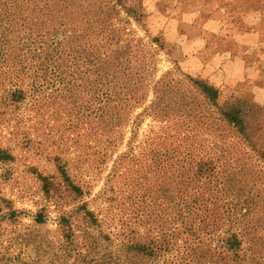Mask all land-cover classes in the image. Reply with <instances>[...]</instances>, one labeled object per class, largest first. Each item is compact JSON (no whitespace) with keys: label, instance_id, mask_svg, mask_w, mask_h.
Returning a JSON list of instances; mask_svg holds the SVG:
<instances>
[{"label":"trees","instance_id":"1","mask_svg":"<svg viewBox=\"0 0 264 264\" xmlns=\"http://www.w3.org/2000/svg\"><path fill=\"white\" fill-rule=\"evenodd\" d=\"M138 4L137 0H0V118L26 102L25 107L42 113L47 111L43 107L61 99L70 110L69 130L85 126L91 156L101 159L102 165L112 162L106 188L111 179L124 176L129 163L142 165L145 179L153 174L152 205L142 197L139 213L132 216L135 223L155 224L153 232L158 230L160 237L148 230L141 242L135 240L141 233L130 228L115 237L89 209L92 187L77 180L89 158H57L62 182L41 176L43 190L48 199L69 194L77 206L67 212L55 200L60 247L39 264H67L72 256L75 264H264V193L243 169L231 170L232 166L203 156L194 141L184 143L195 140L191 125L198 115L183 97L180 80H167L170 73L154 80L156 70L147 68L138 42L125 39V30L117 24L118 7L139 21L143 15ZM238 14L230 13L236 24ZM247 18L251 24L255 21ZM255 33L252 27L243 32ZM218 73L223 75L218 68L211 78ZM184 77L242 140L260 130L262 113L248 99L231 103L210 82ZM149 119L165 126L136 156L140 129ZM25 120L18 119L17 127ZM128 128L127 149L116 155V144L123 145ZM257 152L264 161V144ZM9 159L12 156L0 149V161ZM74 164L75 176L69 168ZM15 215L19 214L10 217ZM33 219L45 227L51 214L42 209ZM78 221L82 231L75 227ZM50 247L48 251L55 249Z\"/></svg>","mask_w":264,"mask_h":264},{"label":"rangeland","instance_id":"2","mask_svg":"<svg viewBox=\"0 0 264 264\" xmlns=\"http://www.w3.org/2000/svg\"><path fill=\"white\" fill-rule=\"evenodd\" d=\"M137 1H139L138 7H140L143 17L139 21H135L127 14V11L118 7L120 16L117 24L121 30H125L123 32L126 34L125 39L133 38V42H138L147 68L151 71L156 70L152 76L154 80H159L168 73L171 75H167V80H180L183 97L191 111L198 115L197 120L193 121L191 125L195 128L191 134L195 136V140L184 142L182 139L183 142H196L194 145L203 156L217 161L218 164L232 166L231 170L233 167L243 169L249 177L253 178L252 181L256 180L255 184L259 191L264 193V161L260 159L257 152V148L264 144V17L261 16L263 10L258 13L259 9H263L264 2L259 3L258 0H253L250 3L249 0H238L230 6H226L220 0H191L190 2L189 0H179V2L176 0L177 7L174 11H169L170 5L166 6L169 0L161 2L155 0ZM190 4L192 9L198 12L202 11L204 15L214 9H216L215 16L218 14V9L239 13L237 24L235 18L228 14L229 17H233L234 25L230 30L225 31L218 40L214 39L212 44L217 45L218 41L219 46H217L220 51L225 50L222 46L223 41L242 42L246 45L247 50H240L235 55V63L228 67V71L233 72L237 77L243 70L241 79L229 82L230 77L221 65H218L216 69H221L223 75L218 73L217 76H214L215 78L211 77L216 69L212 73L211 71L195 73L187 70L184 59L192 53L193 49L186 43L185 38L187 37L188 42L195 44L196 39L200 36L198 24L204 18L201 16L198 19L195 18L193 25L190 27L185 25L181 33L180 22L172 20L171 15H184V9ZM253 10L256 13L250 15ZM191 13L194 14V12ZM248 16L255 19L252 24L247 18ZM249 27L255 29L256 33L244 35L243 32ZM156 39L160 41V44L154 42ZM124 44L125 42L121 45ZM161 44L164 46L163 50L160 49ZM224 45L226 46V44ZM244 55L246 58L243 61ZM223 58L224 56L221 54L219 62H222ZM183 75H189L196 81L210 82V85L221 90L223 100H228L231 103L248 99L255 109L257 108V111L262 113V117L258 121L261 123L260 130L254 129L249 140L244 138L242 140L235 128L223 121L220 113L208 104L199 89L194 90L193 84ZM152 99L153 95L150 94L148 104ZM54 102L53 105L43 107L47 111L42 113H39V108L32 111L28 109L30 105L25 107L26 104H29L26 102L20 104L18 110L15 106L11 107L0 118V149L6 150L12 156V159L8 161H0V264H39L44 255L52 254L53 251L56 253L60 247L61 241H57L60 234L57 232L58 228L55 222L59 212L56 210L55 200L67 212L75 208L77 202L72 201L69 194L66 196L63 193L52 196L51 199L46 197L40 180L41 176L51 178L56 184L62 182L57 158L60 160L76 159L78 156L83 160L89 158L88 162L82 166V172L77 180L82 178L85 184L90 183L92 195L87 198L89 209L96 212L107 223L108 232L117 237L127 231L136 230L141 233L142 237L135 240L141 242L145 241L143 237L148 230L151 231L150 235L160 237L159 234L157 235L158 230L153 232L154 229H157L155 224L135 223L136 220L132 216L134 213H139V205H143L144 200H146V205L149 206L150 203L152 205L151 193L154 185L151 176L153 174L145 179L141 176L143 166L129 163L127 169L123 170L127 173H124V176L119 175L120 178L118 176L111 179V184L106 188V178L111 170L112 162L102 165L101 159L91 156L93 151L87 147L89 143L86 138V127L81 125V129L77 132L69 130L66 124L70 113L69 108L66 109L61 99H54ZM20 118H26V120L17 127ZM70 119H74V117L72 116ZM164 126L165 123L155 122L152 119L143 124L135 146L136 156L150 146L152 138L157 134H162L161 129ZM130 137L131 133L128 128L125 131L123 145L116 144L118 147L116 155L126 151ZM78 141L80 143H77ZM76 165L74 164L73 167L69 165L74 176L78 174ZM140 179L141 182H139ZM62 188L63 186L60 187V189ZM60 196H63L62 201L59 200ZM42 209H47L51 214V220L45 227L37 226L33 219V216ZM14 212L19 215L11 218L10 215ZM78 226H81V221H78L75 227L82 231ZM85 242L82 241V244ZM51 244L55 249L48 251ZM40 247L45 248L40 251ZM79 250L85 254L83 248ZM99 251L102 253V249ZM75 262L76 258L72 256L68 258L67 264H75Z\"/></svg>","mask_w":264,"mask_h":264},{"label":"crops","instance_id":"3","mask_svg":"<svg viewBox=\"0 0 264 264\" xmlns=\"http://www.w3.org/2000/svg\"><path fill=\"white\" fill-rule=\"evenodd\" d=\"M155 1H164V0H155ZM191 0H189L190 2ZM238 0H220V2L226 6H230V4H234ZM250 3H252L253 0H249ZM259 3H263L264 0H258ZM179 2V0L177 1ZM169 6V11H174L175 7H177L176 0H169L168 3H166ZM264 4V3H263ZM167 9V7H166ZM256 10V9H255ZM253 10L251 13H256V11ZM260 11L258 13H261L263 10L264 17V6L263 9H259ZM185 13L184 15H175L172 16V20H178L181 25V33L182 28L187 25L191 26L193 25V22L198 17L201 16V18H204V20L198 24L199 28V37L196 39L195 44H192L188 42L187 37L185 38V41L188 45H190L193 49L192 53L188 54V57L184 59V65L187 67V70H190L192 72H202V71H211V73L216 69L218 65L222 66V69L225 71V73L230 77L229 82H235L239 79H241V76L243 74V70L241 72L240 76H236L233 72L228 71V67L235 63V55L239 53L240 50L246 49V45L242 42H234L230 43L229 41H223L222 46L225 48L224 51H220L218 41L216 44H212L214 39L215 41L220 38L222 34H224L225 31L230 30V28L234 25V19L229 17L228 14H230L233 11L230 10H223L218 9V14L215 16L216 9L211 10L205 15L202 13V11L198 12L191 8V4L184 9ZM191 12H194L191 13ZM175 18V19H174ZM182 21V22H181ZM217 38V39H216ZM226 44V46L224 45ZM221 54L224 56L222 62H219L221 59ZM211 58H213L211 60ZM246 55L243 56V61L245 60ZM242 61V63H243ZM239 67V66H238ZM243 69V66H242ZM237 73V71H236Z\"/></svg>","mask_w":264,"mask_h":264}]
</instances>
